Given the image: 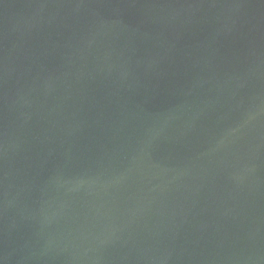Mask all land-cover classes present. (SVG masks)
Instances as JSON below:
<instances>
[{
  "label": "water",
  "instance_id": "95a60500",
  "mask_svg": "<svg viewBox=\"0 0 264 264\" xmlns=\"http://www.w3.org/2000/svg\"><path fill=\"white\" fill-rule=\"evenodd\" d=\"M0 264H264V0H0Z\"/></svg>",
  "mask_w": 264,
  "mask_h": 264
}]
</instances>
